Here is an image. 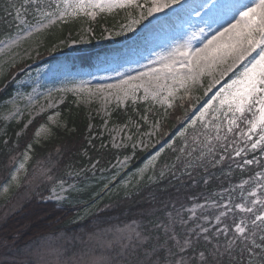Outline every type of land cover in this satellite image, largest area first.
I'll return each instance as SVG.
<instances>
[{"label":"snow or ice","instance_id":"obj_1","mask_svg":"<svg viewBox=\"0 0 264 264\" xmlns=\"http://www.w3.org/2000/svg\"><path fill=\"white\" fill-rule=\"evenodd\" d=\"M0 2L5 3V7L0 10V25L9 29L5 38L0 39V56H7L14 65V49L57 23H67L81 16L95 19L98 13L129 8L139 12V19H133L131 24L125 26L131 30L133 25L181 4L182 0H145L144 4L140 0ZM231 14L234 22H229L228 27L217 31L211 38L205 37L204 29L200 28L192 32L183 43L177 42L167 54L160 55V67L122 80L118 85L107 86L108 95L115 97L118 104L128 99L135 102L137 93L143 89V99L151 97L165 108L164 116L167 117V109L175 107V100L187 101L195 107L201 97L193 98L192 93L203 87L206 78L209 83L204 89L205 95L232 73L229 80L201 108L196 109L198 115L193 118L185 110L183 117H176L179 121H187V124L178 130L181 138L179 145L175 140L164 141L175 154L173 161L158 165L162 146L132 174V180L122 183L121 187L126 188L125 200L139 196L142 187L157 184L169 177L181 184L186 182L185 178L193 184L198 181L208 184L215 179L209 167L223 165L225 160L233 161L237 169L253 164L264 167L257 157L244 158L249 149L252 152L259 149L264 153V0H241L231 7ZM11 29L15 30L14 33ZM197 39L202 40V47L193 45ZM56 91L93 92L92 89L83 88ZM104 91V87L96 89L98 93ZM41 95L44 104L40 102ZM22 101H25L23 107ZM0 106L4 108L0 119L18 120L23 116L25 108L43 111L45 107L54 106V95L51 90L46 94L34 91L27 96L17 92L3 100ZM142 119L147 120V117ZM49 120L56 123L55 116H50ZM31 122L28 121L29 124ZM152 127L159 131L158 122ZM189 129H192L191 136L188 135ZM50 132L51 129L41 125L35 133L34 141L19 153V159L16 156L10 158L13 167L3 186L5 195L13 187L20 188L25 180L31 185L38 179V187L45 183L50 186L48 195L42 196V199L55 201L58 205L79 203L74 194H78L81 188L76 181L88 172H95L100 166L99 159L79 169L69 165L63 176L55 174L54 166L38 161L29 179L28 164L33 158V143L39 144L40 137ZM146 135L151 137L152 133ZM128 139L131 140V137ZM88 143L91 145L92 141ZM111 144L117 149L126 147L123 138L117 143L114 137ZM138 144L144 149L149 147L143 140L132 143L130 147L133 155ZM105 147L101 143L100 148ZM218 148L221 150L219 155ZM56 151L59 154L61 150ZM236 157H240L242 162L235 160ZM130 162L131 157L125 156L112 165L116 169L115 173L108 178L101 191L95 193L90 207L85 209L87 215L97 217V229L93 237L107 252L95 259L93 264H264V171L243 179L235 187L224 189L228 193L226 197L216 193L220 196L219 201L206 199L205 203L195 204L188 209L183 205L178 209V201H165L149 193L143 201L146 206L141 207L135 218L122 224L109 223L107 227L99 228L101 223H107L99 219L100 213L114 207L111 204L100 207V201L103 195H110L115 190L111 187L112 182ZM228 167L231 169V165ZM198 169L203 175H194ZM228 174L231 175V171ZM237 190L238 196L234 197L232 194ZM91 209H95V212ZM197 209L201 210L199 215ZM185 211L190 213L187 218L183 215ZM85 218L86 215L78 214L70 222L80 223ZM189 220L196 221L194 226H189Z\"/></svg>","mask_w":264,"mask_h":264},{"label":"rangeland","instance_id":"obj_2","mask_svg":"<svg viewBox=\"0 0 264 264\" xmlns=\"http://www.w3.org/2000/svg\"><path fill=\"white\" fill-rule=\"evenodd\" d=\"M186 2H188V0H182V3ZM239 2H241V0H191L183 9L184 11L176 13L171 19H167L163 23H151L154 21L155 17L165 13L166 10L174 9L176 5L166 9L164 12L149 16L138 25H133L131 30H128L125 26L131 24L133 19H139V12L136 9H114L112 12L98 13L95 19L84 17L91 22H96L101 18H112L117 19V24H121V26H118L119 28H116L117 24L115 23L112 24L111 28L105 27L104 38L95 41L94 46L101 48L104 47V44L111 45L114 37L122 35L124 38V41L119 43L121 47H114L111 45L114 49L112 52L102 53L98 55V58H95V63H102L100 69L96 71H89L81 67L77 68L75 62H73L79 59L78 57L81 55L80 50L89 48L91 39L93 37L96 38V36L93 35L92 26H86L83 32L75 34L78 38H70L68 42L59 43V47L57 46V48L55 46V50L50 51L45 57H41L43 52L37 47L26 48L22 46L25 41L22 42L18 48L14 49L15 64L21 65L26 61L30 63L26 64L22 69L15 71L12 78V80H15L14 83L16 87L14 94L20 92L27 96L34 91L39 94H46L51 90L54 95V106L45 107L43 111H40L38 108L36 110L25 108L23 116L18 120H8L5 122L9 123L15 121L18 124L28 118L23 125L25 126V124H27V127H24V130L20 132L21 135L31 127V124H33L36 119H39L38 129L41 125H45L51 129V132L47 136L42 135L40 140L48 139L51 137L55 127L64 125L61 114L58 111L68 100L72 99L71 101L76 102L78 106H83L89 112L91 118L98 117L100 119L102 126L100 128L101 134L99 137H108L107 144H105L106 146L112 147L111 142L114 137L117 143L123 138L126 147L119 148L118 150L125 151L127 148L131 150L128 154L124 153L126 155L119 158L122 160L125 156L131 157L129 166L121 171L113 181L116 182L121 178L119 185L121 187L123 182L133 179L132 174L136 170H132V168H134V162L138 152L145 153L146 160L160 150L162 146L163 151L169 149L164 144L166 140L169 142L175 140L181 143L178 130H182V125L186 126L187 121H179L176 117H183L185 110H187L188 115L193 118L195 115H198L199 113L196 109L201 108L204 102L218 91L225 81L229 80L232 73H229L228 76L221 80L220 84H217L207 95L204 94V89L207 88L209 83V80L206 78L203 81V87L194 90L192 93L193 98L196 96L201 97L199 103H196L195 107H193L192 103L187 101L175 100V107L167 109V117L164 116L165 108L161 107L159 103L152 100L151 97L147 100L143 99V89L137 93L135 102L128 99L118 104L115 97L108 95L109 90L107 86L118 85L122 80L139 76L141 73L149 72L154 68L160 67L158 63L160 55L167 54L177 42L183 43L192 32H196L200 28L204 29V35H214L217 31H223L228 25H220L219 22L223 21L222 19L225 15H232L231 7ZM244 2H248V0H244ZM140 3L144 4L145 0H140ZM178 5L182 6L180 4ZM129 13H131V15H129ZM57 24L52 25L50 28ZM144 24H146L144 28L140 29ZM138 28L140 30H138ZM44 31L46 30L42 32ZM73 41L76 42L74 43ZM198 41V39L194 40L193 45H198L199 43L194 44V42ZM62 45L65 47L61 48L60 46ZM106 62H112V64L104 65ZM15 64L12 65L7 56H0V73L7 68L5 73L7 75L11 74L10 68L15 66ZM74 67L76 69H73ZM237 71H239V69H237ZM100 87L105 88L103 93L96 92V89ZM72 88L92 89L93 92L89 94L87 91L79 93L75 91H56L57 89ZM180 94L182 95L183 93ZM40 102L41 104L45 103L43 95L40 97ZM24 103L25 101L21 102L22 107ZM142 104L147 106L149 104L151 107L142 110L144 111L142 112L137 107ZM151 108H155L156 112ZM117 109L123 111L122 113L125 115L132 114L133 117H129L126 123L114 122L113 117ZM57 112L59 113L58 116H56ZM135 114L137 117H135ZM50 116H55L56 123L49 120ZM142 117H147V120L142 119ZM29 120L32 121L30 124L28 123ZM157 122L159 123V131H155L152 127V125ZM197 127H199V125H197ZM241 127H243V125H241ZM146 133H152L151 137L146 135ZM191 133L192 129H189L188 135L191 136ZM96 136L97 135H94L91 139H94ZM128 137H131V140H129ZM140 140H143L149 147L144 149L138 144L135 154L133 155V150L130 145ZM151 145L155 146L152 147ZM113 149L116 150L117 148ZM163 153L164 152L161 153V156ZM90 164L91 163H86L81 167H88ZM81 167L74 166L76 169ZM100 168L105 170L101 171ZM115 171L116 169L113 167L107 168L100 164L95 172L86 173L85 177L76 181L81 191L78 194H74L75 198L78 201L81 200L79 195L87 189V186L93 184L96 179H99V181L107 180ZM25 184L27 185L23 188L24 191H19L21 187H13L7 195L3 193L4 185L0 188V230L4 226L3 223H7L9 218L22 208L23 204L30 199L32 200V195L30 194H35L37 200L42 199V196L48 195L45 194L44 190H37V188L42 186V184H40L39 187L37 186V184H39L38 179L34 180L31 185L28 184V181H25ZM121 190L125 192L126 188L121 187ZM14 193H16V195H14ZM42 200L55 202L47 199ZM89 206L88 203L85 209H88ZM81 213V215L88 216L85 211H81ZM78 214H80V212H78L77 215ZM56 236L58 237L54 239L52 235H44L39 238V241L34 242L37 244L30 243V245H26L23 251H18L13 244L10 245L12 242L9 241L8 238L5 239L1 237L0 264H93L95 259L105 255L99 252L101 250L98 251L99 246L101 247L102 245L98 243L96 239H93V243H91L90 246L87 245L86 247V245H84L80 248L81 252L87 249L85 252L73 256L68 254L69 250L67 251L66 249V244L68 245V243L62 241L65 238L64 234L60 233ZM60 241H62V243Z\"/></svg>","mask_w":264,"mask_h":264},{"label":"trees","instance_id":"obj_3","mask_svg":"<svg viewBox=\"0 0 264 264\" xmlns=\"http://www.w3.org/2000/svg\"><path fill=\"white\" fill-rule=\"evenodd\" d=\"M4 7L5 3L0 2V10ZM116 22L117 19L112 18H101L96 22H91L84 17H78L69 20L67 23H58L56 26L34 35L32 38H29V40H26L22 46L26 48L37 47L43 52L41 57H45L50 51H54L55 46L57 47L59 43L68 42L70 38H78L75 34L83 32L86 26H92L93 35L96 36V38L93 37L91 39L89 48L84 49L89 53H82L78 57L79 59L75 61V66L89 71H96L100 69L101 66L93 62V57L97 55V53H93V50L97 48L94 46V43L97 39L104 38L105 27L111 28L112 24H117ZM118 26H121V24H117L116 28H119ZM7 31H9V29L0 25V39L5 38V33ZM11 31L14 33L15 30L11 29ZM120 39L121 35L117 37V40ZM60 47L64 48L65 46L62 45ZM103 51L105 53L109 52L106 49ZM28 63L30 62L26 61L21 65L15 64V66L10 68L11 74L8 75L5 73L7 68L2 71L0 75V105H2L3 100L15 95L16 87L14 83L15 80H12L13 75L16 70L22 69ZM71 100H68L58 111L61 114L64 125L55 127L50 138L40 140L39 144L33 143V152L31 153L33 158L28 164L29 179L32 173H34L38 161H43L49 166H54L55 174L57 176H63L67 166L81 167L86 163H93L97 159L100 160V164L103 166L111 168L112 165L116 163L117 159L126 155L124 153L128 154L131 151L129 148L125 151L115 150L111 146L101 149V143L105 145L108 140L106 136L103 138L99 137L101 134L100 128L102 122L98 117L91 118L89 112L83 106L80 107L76 102ZM146 106L147 105L142 104L137 107L141 111L151 107L149 104L147 107ZM151 109L156 112L155 108ZM3 111L4 108L0 106V114H2ZM122 112L123 111L119 109L116 110L113 117L114 122L126 123L129 117H133L132 114L125 115ZM135 117H137L136 114ZM27 119L18 124L15 121L6 123L3 119H0V188L5 184L9 177V172L13 167L10 163V158L16 156L19 159V153L23 152L27 144L32 143L35 139V133L39 126V119H36L35 122L31 124V127L20 135V132L24 130L23 125ZM17 134H19V136H17ZM94 135L97 136L91 139ZM237 139H239L238 133ZM89 140L92 141L91 145L88 143ZM229 140H231V136ZM5 141H7V145H5ZM17 143L19 147H17ZM176 144L179 145L180 142H176ZM57 149L61 150L59 154H57ZM229 150H231V146ZM163 152L158 165H163L165 162L171 163L174 159L175 154L171 149H167ZM219 154H221V150L218 148L217 155ZM253 157L259 158L261 163L264 164V153H261L259 149L255 152L249 149L247 156L244 158L251 159ZM145 158V153L138 152L132 170H137L142 166ZM235 160L241 161V158L236 157ZM228 165H231V169ZM209 171L215 179L210 180L208 184H203L200 181L193 184L186 178V182L181 184L179 181L169 177L157 184L142 187L139 196H134L128 200L124 199V191L121 190L119 186L121 178H119L116 182H112L111 187L115 190L110 195H103V199L100 201V207L109 204L114 205V207L100 213L99 219L107 223H101L99 228L107 227L109 223L122 224L135 218L141 207L146 206L143 204V201L147 198L149 193H154L158 198L165 201H178L176 204L178 209L181 205H183L185 209L192 208L195 204L205 203L206 199H215L219 201L220 196L216 195V193H220L226 197L228 193L225 192L224 189L235 187L239 185L243 179H248L250 176L254 177L257 172L264 171V167H261L260 164H253L246 166L244 169H237L233 161L225 160L223 165H218L215 168L209 167ZM230 171L231 175L228 174ZM194 175L199 176L203 175V173L198 169ZM107 180L99 181V179H96L93 184L87 186V189L79 195L81 200L74 205H58L57 202H47L42 199L37 200L35 194H30L32 195V200L30 199L23 204L22 208L11 216L7 223H3L4 226L0 230V239L1 237L5 239L8 238L9 241L12 242L10 245L13 244L18 251H23L26 245L39 241V238L44 235H52L54 236L52 238L55 239V237H58L56 235L63 233L65 238L62 241L68 243V245L66 244V249L67 251L69 250L68 254L73 256L76 254L80 255V253L87 250L85 249L81 252L80 248L84 245H86V247L87 245L90 246L91 243H93V239H95L93 233L97 229V217L88 215L80 223H71L70 221L77 216L78 212L82 214L81 211H85L87 204L89 203L90 205L93 202V196L95 193L101 191ZM25 181L19 190L20 192L21 190L24 191L23 188L27 185ZM49 187L50 186L45 183L37 188V190H44L45 194H48ZM245 187H247V185ZM14 195H16V193H14ZM232 195L234 197L238 196V190ZM193 197H195V199H193ZM91 211L95 212V209H91ZM196 211L199 215L201 210L197 209ZM183 215L187 218L190 213L185 211ZM195 222L194 220H189V226H194ZM200 222L203 223V221ZM62 241L60 242L62 243ZM98 251L105 255L107 254L102 246H99Z\"/></svg>","mask_w":264,"mask_h":264},{"label":"bare ground","instance_id":"obj_4","mask_svg":"<svg viewBox=\"0 0 264 264\" xmlns=\"http://www.w3.org/2000/svg\"><path fill=\"white\" fill-rule=\"evenodd\" d=\"M243 2H244V0H243ZM223 21L222 22H219L220 23V25H224V26H227L228 24H229V22H231V21H233L232 20V15H230V16H227V15H225L224 16V18L222 19ZM212 34H207V35H204L205 37H207V38H211L210 36H211ZM199 41L198 42H194V44H201V45H195V47L196 46H199V47H201L202 46V40L201 39H198Z\"/></svg>","mask_w":264,"mask_h":264}]
</instances>
